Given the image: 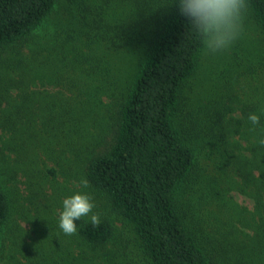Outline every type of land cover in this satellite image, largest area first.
Segmentation results:
<instances>
[{"label": "trees", "instance_id": "1", "mask_svg": "<svg viewBox=\"0 0 264 264\" xmlns=\"http://www.w3.org/2000/svg\"><path fill=\"white\" fill-rule=\"evenodd\" d=\"M57 1L0 0V234L11 218L4 186L14 161H24L23 175L36 187L26 201L40 221L31 242L25 230L23 245L12 254L3 247L0 260L128 264V244L107 218L44 202L52 185L46 173L65 178L82 164L77 177L131 223L150 264H264V73L254 116L251 103L239 116H226L224 101L200 117L188 111L190 130L220 159L212 174L189 144L186 124L184 133L175 122L210 36L214 0H130L127 17L84 15L83 30L65 37L57 28L40 43L35 34ZM240 1L264 38V0ZM140 45L143 58L121 95L118 73L103 66V55ZM67 63L71 81L82 76L67 89L72 98H65ZM110 129L105 141L100 134ZM48 162L54 164L43 170ZM233 191L252 205L236 204Z\"/></svg>", "mask_w": 264, "mask_h": 264}, {"label": "rangeland", "instance_id": "2", "mask_svg": "<svg viewBox=\"0 0 264 264\" xmlns=\"http://www.w3.org/2000/svg\"><path fill=\"white\" fill-rule=\"evenodd\" d=\"M124 1L126 6L122 5V1L116 2V0H58L49 17L35 34L36 41L45 43L51 40L52 37L49 36L57 28H65V37L67 33L73 35L74 31L83 30L82 28H85L84 15H86V20L103 18L107 21L127 17L131 11L130 2L131 7L133 5L130 0ZM214 7L215 13L210 36L198 56L194 73L183 86L181 106L175 115L177 128L180 130L184 128L185 133L186 124L187 133L193 136L188 142L199 155L200 163L209 164L211 174L213 170L216 171L217 167H221L220 159L208 148L210 144L208 140L201 136L196 137L195 132L190 130V120L186 116L188 111L192 110L194 118L200 117L208 108L224 101L226 116H239L241 107L251 103L254 109L251 115L254 116L259 109L256 102L260 96L258 85L264 73V38L260 26L252 18L249 10L240 0H214ZM121 12L126 14L121 15ZM144 49V45H140L138 48H122L120 52L114 51L103 55V62H101L103 66L109 65L112 71L118 73L121 95L126 94L137 66L143 58ZM68 65L69 63L65 64V98H72L73 95L67 89L71 87V84L75 86V81L82 76L79 73L78 77L71 81L75 73ZM52 87L47 86L49 89ZM103 100L107 101V97H103ZM111 134L110 129L102 132L100 136H103L105 141H109ZM3 136L5 139L8 134L4 133ZM10 157L13 158V155ZM53 164V162L46 163L43 170ZM25 165L23 160L14 161L11 167L13 177L10 173L7 175L4 187L12 196V211L9 223L0 234V253L4 247L6 254H12L14 249L11 247L15 244H19V249L23 245V241L19 239L25 234V230L28 231V235L24 236V241L31 242L33 240L31 237L36 235L34 231L40 226L39 217L34 210L35 206L30 201L29 203L26 201L35 196L36 187L30 186L23 175L27 170ZM73 170L69 171L70 174L66 173L65 178L52 177L48 172L46 173L52 185L47 183L46 194L48 196L44 198V202L53 200L55 208L60 203L63 206L66 203L74 211L87 218H107L115 231L128 244L127 250H130L128 264H150L149 258L139 246L131 223L124 220L123 216L110 206L105 197H100L95 191L92 192L84 179L77 177L83 174L82 164ZM231 194L236 204H244L248 207L252 205L251 201L239 192L233 191ZM37 201H40L39 197L34 198V202ZM59 216L62 217L63 213ZM0 264H4L3 260H0Z\"/></svg>", "mask_w": 264, "mask_h": 264}]
</instances>
